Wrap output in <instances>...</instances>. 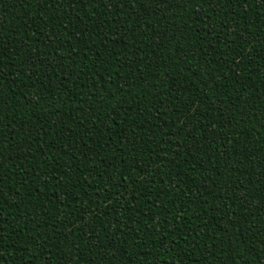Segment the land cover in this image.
Masks as SVG:
<instances>
[{"label": "trees", "instance_id": "1", "mask_svg": "<svg viewBox=\"0 0 264 264\" xmlns=\"http://www.w3.org/2000/svg\"><path fill=\"white\" fill-rule=\"evenodd\" d=\"M0 264H264V0H0Z\"/></svg>", "mask_w": 264, "mask_h": 264}]
</instances>
